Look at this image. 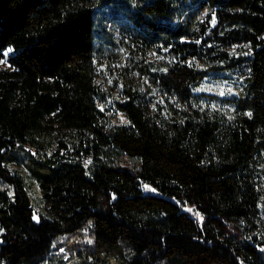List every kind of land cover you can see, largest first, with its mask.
<instances>
[{"label":"trees","instance_id":"1","mask_svg":"<svg viewBox=\"0 0 264 264\" xmlns=\"http://www.w3.org/2000/svg\"><path fill=\"white\" fill-rule=\"evenodd\" d=\"M116 1L0 0V62H8L0 67V181L7 189H0V264H37L56 240L86 226L92 264H264L250 233L237 232L260 219L264 0L139 3L133 54L157 55L139 70L167 110L152 112L128 88L116 102L127 125L110 123V110L101 108L94 62L93 6ZM240 69L236 98L198 91L209 73ZM206 98L228 102L236 114L203 108ZM54 126L73 131L90 165L68 154L38 158L26 148ZM123 156L138 167L120 166ZM22 159L40 187L42 212L25 176L9 169Z\"/></svg>","mask_w":264,"mask_h":264},{"label":"rangeland","instance_id":"2","mask_svg":"<svg viewBox=\"0 0 264 264\" xmlns=\"http://www.w3.org/2000/svg\"><path fill=\"white\" fill-rule=\"evenodd\" d=\"M147 0H117L112 5L100 6L94 4L96 10V51L94 62L97 66L99 86L102 99L100 106L103 110H113L110 116V123L129 124L125 115L117 109L116 102L124 99V91L128 88L137 90L142 94L143 99L148 102L152 112H166L165 103L161 101L159 92L155 90L144 73L139 70L142 65L155 62L157 55L149 53L145 55L133 54L138 50V37L134 35L136 28L132 20V14L137 10L139 3ZM201 14V20L204 19ZM8 49L5 54H9ZM164 54L159 57L164 60ZM8 66L6 59L0 62V67ZM245 69L227 72H211L205 77L198 89L209 95L220 98H236L243 86ZM203 108H210L213 111L221 112L227 116H234L236 109L222 99L212 100L206 98ZM167 107H169L166 104ZM36 143L25 145L34 156L38 158H57L68 154L71 158H81L86 165H90L92 157L84 154L80 146L79 139L73 131L59 129L57 127L47 128L39 135ZM62 144H66L64 147ZM42 146V147H40ZM25 155L21 157L24 158ZM120 166L135 169L138 162L123 156L118 161ZM12 174L21 173L25 176L28 193L31 197L36 212H42L41 191L38 183L28 175L26 159H22L20 164L10 165ZM258 176L256 178L259 191L262 194L260 203V219L253 226L238 229L237 232L250 233L248 238L262 251L264 257V154L258 164ZM142 188L146 192L156 191L149 185L142 183ZM0 189L6 186L0 181ZM7 190V189H6ZM186 210L197 220L202 221L203 217L193 206L186 207ZM240 233V234H241ZM93 252V230L86 226L77 234L62 237L56 240L50 251L43 260L37 264H92L93 260L89 256Z\"/></svg>","mask_w":264,"mask_h":264},{"label":"built area","instance_id":"3","mask_svg":"<svg viewBox=\"0 0 264 264\" xmlns=\"http://www.w3.org/2000/svg\"><path fill=\"white\" fill-rule=\"evenodd\" d=\"M112 112H113V110H111V112H110V116L112 115Z\"/></svg>","mask_w":264,"mask_h":264}]
</instances>
